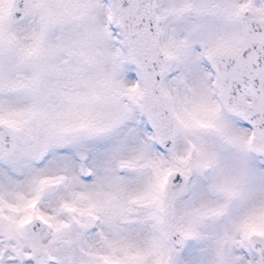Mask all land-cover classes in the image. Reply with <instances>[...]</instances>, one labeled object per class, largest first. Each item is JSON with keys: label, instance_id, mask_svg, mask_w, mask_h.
I'll list each match as a JSON object with an SVG mask.
<instances>
[{"label": "snow or ice", "instance_id": "1", "mask_svg": "<svg viewBox=\"0 0 264 264\" xmlns=\"http://www.w3.org/2000/svg\"><path fill=\"white\" fill-rule=\"evenodd\" d=\"M0 264H264V0H0Z\"/></svg>", "mask_w": 264, "mask_h": 264}]
</instances>
